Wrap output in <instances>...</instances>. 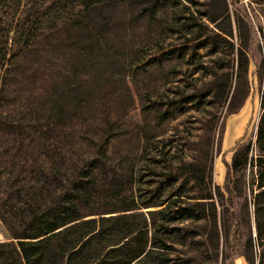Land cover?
<instances>
[{"label":"rangeland","instance_id":"obj_1","mask_svg":"<svg viewBox=\"0 0 264 264\" xmlns=\"http://www.w3.org/2000/svg\"><path fill=\"white\" fill-rule=\"evenodd\" d=\"M144 1L123 0L120 7L97 13L90 29L63 32L58 40L39 48L41 56L22 65L21 70L30 73L10 97L19 101L15 113L32 140L25 137L26 132L17 136V149L22 152L16 157L40 165L50 145H59L61 153L73 146L90 156L92 151L88 153L89 148L81 147L80 141L98 140L110 128L106 136L114 148L107 168L98 172L100 183H94L91 200L92 207H110L112 200L106 196L114 181V168L122 174L125 191L140 187L138 196L148 191L152 177L146 172L132 181L130 170L140 155L141 137L149 131L152 156L157 154L156 147L165 145L168 157L181 162V170L190 171L200 189L210 188L211 180L218 213L225 198L217 194V187L223 192L226 164L237 160L240 166L232 169V189L237 207L252 222L255 238L256 204L264 222V197L255 198L264 171L260 143L262 127L264 146V0H226L225 4L223 0H200L201 5L193 9L195 16L205 12L217 22L211 23L209 18L199 22L197 31L203 35L199 41H192L182 28L180 22L188 14L184 16L180 10L173 16L167 8L151 19L142 13ZM178 16L182 17L179 21ZM200 41L205 47L193 51ZM183 46L186 49L180 51ZM172 51L175 53L167 58ZM241 58L248 61L241 62ZM206 92L213 93L202 103L199 98L186 105L184 114L157 127L160 110L180 108L181 98ZM58 186L60 181L54 184ZM206 212L212 214L210 203ZM237 237L233 226L225 247L228 264H248L241 255L245 239ZM9 238L0 220V242ZM179 250V255L194 257L199 264H211L214 258L205 249Z\"/></svg>","mask_w":264,"mask_h":264},{"label":"trees","instance_id":"obj_2","mask_svg":"<svg viewBox=\"0 0 264 264\" xmlns=\"http://www.w3.org/2000/svg\"><path fill=\"white\" fill-rule=\"evenodd\" d=\"M122 1L0 0V220L10 236L0 242V264H199L194 257L179 255V247L205 249L214 256L211 264H219L220 258L222 264H228L225 247L233 226L235 237L245 239L241 255L246 262L264 264L262 209L256 204L254 238L252 222L237 207L232 189V169L240 166L237 160L233 165L226 164L223 192L217 187V194L225 198L223 210L218 213L211 180L210 188L200 189L190 171L183 172L181 162L168 157L170 151L163 150L165 145L162 149L156 147L157 154L152 156L149 131L141 137L140 155L130 170L132 181L146 172L152 177L148 191L139 196L136 193L140 187L125 191L120 183L122 174L114 168V181L108 185L110 194L106 196L112 200L110 207L91 206L94 183H100L98 172L107 168L114 148V142L106 136L110 128L98 140L80 141L81 147L89 148L88 153L92 151L90 156L77 152L73 146L61 153L59 145H50L45 148L49 153L44 152L40 165L16 157L22 152L17 149V136H22L26 129L15 113L19 101L10 96L30 73L22 71V65L41 56L39 48L58 40L63 32L90 29L97 13L118 8ZM223 1L225 4L226 0ZM199 3L200 0H146L142 13L157 19L162 9H172L173 16L182 10L184 16L189 15L180 22L182 28L193 37L192 41H199L203 35L197 31L198 24L209 18L201 11L199 17L195 16L193 9ZM178 17L177 21L182 19ZM209 21L216 23L217 19ZM197 33L199 36H195ZM198 43L193 51L205 47L201 41ZM185 49L183 46L180 51ZM174 53L165 56L170 58ZM245 60L241 58V62ZM212 93L188 95L181 98L180 108L177 105L164 112L160 110L157 127L184 114L186 105L199 98L202 103ZM220 93L217 88L215 95L219 97ZM223 93L225 96L227 91ZM260 133L264 149L262 127ZM25 137L31 139L28 131ZM260 173L257 200L264 197V171ZM56 181H60V186L55 188ZM207 203L211 204V215L206 212Z\"/></svg>","mask_w":264,"mask_h":264}]
</instances>
